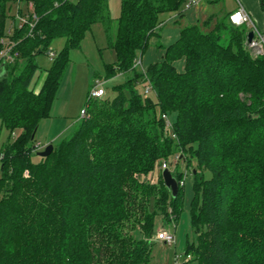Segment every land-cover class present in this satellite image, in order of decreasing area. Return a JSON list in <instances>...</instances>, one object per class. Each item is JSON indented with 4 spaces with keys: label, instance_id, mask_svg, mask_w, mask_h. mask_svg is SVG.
I'll list each match as a JSON object with an SVG mask.
<instances>
[{
    "label": "trees",
    "instance_id": "1",
    "mask_svg": "<svg viewBox=\"0 0 264 264\" xmlns=\"http://www.w3.org/2000/svg\"><path fill=\"white\" fill-rule=\"evenodd\" d=\"M185 2L122 0L112 39L109 0H0V52L13 57L0 59V264H151L157 217L185 211L194 243L181 264H264V56H252L229 14L210 15L180 29L161 60L135 65ZM95 24L115 54L96 80L131 76L113 98H87L74 133L32 162V134L50 115L68 53ZM57 38L65 45L52 53ZM41 55L52 65L36 90ZM171 158L174 197L161 175L138 178ZM179 163L192 177L186 210Z\"/></svg>",
    "mask_w": 264,
    "mask_h": 264
},
{
    "label": "rangeland",
    "instance_id": "2",
    "mask_svg": "<svg viewBox=\"0 0 264 264\" xmlns=\"http://www.w3.org/2000/svg\"><path fill=\"white\" fill-rule=\"evenodd\" d=\"M75 2L76 0H71ZM240 2L242 0H239ZM122 0H109L110 16L114 20L110 36L112 39L115 37L117 30L118 19L120 18ZM235 0H218L216 4L201 3L197 7L191 8L185 12V15H192V22L203 21L210 15L220 17L226 12L236 8ZM167 16H163L166 19ZM206 17V18H205ZM190 21V20H188ZM187 18L183 20L178 19L170 23V27L176 29H182L188 26ZM11 23L7 22V28ZM160 43V41H159ZM65 39L57 38L49 46L52 53H58L64 48ZM160 45V44H159ZM158 45V46H159ZM149 45L146 54L151 49ZM145 55V54H144ZM69 64L61 76L59 87L55 94L50 115L48 118L39 122L38 127L34 134L32 142L33 147L37 143L41 145L39 149H35L32 154V162H38L39 157L37 154L44 150L48 145L56 146L64 139H68L76 130L80 124L82 118L80 117V111L85 108L88 93L92 87L96 77H100L104 73V65L112 64L115 62V54L108 48V42L104 29L101 24H95L85 34L83 41L81 42L79 49L71 50L68 53ZM144 60V58H143ZM150 60L149 62H151ZM39 67L40 71L37 73L34 82L37 89L42 85L44 73L43 70H47L51 67L52 62L49 56H38L34 61ZM148 62V63H149ZM146 62L145 65L148 64ZM144 66V64H143ZM140 66L137 71H140ZM131 75H118L110 81H106L104 84L105 97L113 98L115 93L112 91V87L116 84L123 83ZM143 91V88H139ZM7 134L0 126V149L6 142ZM175 158H171L167 161H161L157 164L154 171L147 177H138L141 182H148L150 184H156L158 177L161 175L163 168L166 166L171 172H175ZM179 171L185 173L184 164H178ZM187 176L183 182L185 183V206L191 197L192 177L189 173H185ZM27 177V172L24 173ZM157 231L161 229L169 230L174 234L175 242L172 245H165L151 240V264H174V258L177 257L180 262L189 260L191 256H187L183 259V253L187 244L194 243V235L191 229L190 217L187 211H185L177 221H164L161 216L156 219ZM136 238H139V234H135Z\"/></svg>",
    "mask_w": 264,
    "mask_h": 264
},
{
    "label": "built area",
    "instance_id": "3",
    "mask_svg": "<svg viewBox=\"0 0 264 264\" xmlns=\"http://www.w3.org/2000/svg\"><path fill=\"white\" fill-rule=\"evenodd\" d=\"M185 7L184 9H190L193 7L198 0H185ZM29 8H31V5L29 4ZM21 22H25L26 19H20ZM228 21L230 24L236 27H244L246 29V35L248 32H252L253 37L251 41L248 43L245 38V45L247 49L250 51L253 57H260L264 56V31H261L253 22L250 15L244 10V8L239 4L238 8L234 10L232 13L228 15ZM31 28L33 27V24H30ZM10 48L5 47L0 52V59H3L5 61H12L13 57L10 56ZM53 57V55L50 56V59ZM139 61L136 62L135 65L138 66ZM105 82L100 80H95L92 87L89 90L88 93V99L89 100H98L105 96V88H104ZM149 92V87L145 88V93ZM80 117L86 118L87 112L85 109H82L80 111ZM161 118L163 119L165 123V129L169 132L171 131V123L169 122L166 115H162ZM170 137L172 139H175L174 134H170ZM41 145L39 143L36 144L34 147L35 149H39ZM164 168H167L166 166ZM163 168V169H164ZM184 182H180V185H183ZM154 240L158 243L165 244V245H172L175 242V237L172 232L169 230L161 229L159 231H156L154 235ZM174 264H181L180 260L175 257L174 258Z\"/></svg>",
    "mask_w": 264,
    "mask_h": 264
},
{
    "label": "crops",
    "instance_id": "4",
    "mask_svg": "<svg viewBox=\"0 0 264 264\" xmlns=\"http://www.w3.org/2000/svg\"><path fill=\"white\" fill-rule=\"evenodd\" d=\"M235 1H236V5H237L236 8L226 12L224 15L232 13L234 10H236L238 8V6L240 4L244 8V10L250 15V17L252 18L255 25L261 31H264V0H242L241 2L239 0H235ZM203 2L208 3V4H216L218 2V0H198L197 3L191 8L197 7L199 4H201ZM190 9H187V10H190ZM187 10L183 11L182 18H179V16H176V15L175 16H169L166 19L162 18L164 21H163L162 25L158 28L157 34L150 39L149 45H151L152 48L149 49L147 54L145 52L144 53L145 55L143 54L141 59L139 60V64H138L137 68L140 66V69H141L140 71H142L148 65L153 64V63L161 60V58L165 54L164 49L166 47L170 46L172 43H174L179 38L180 29H176L174 26L170 27L169 26L170 23H173L174 21H175V23H177L178 19L183 20L184 17L187 18V21L190 20V21H188V23L192 22L191 21L193 18L192 15L191 14H188V16L185 15V12ZM206 17H208V15ZM190 24H194V22L190 23ZM159 41H160V43H159ZM159 44H160L161 48L157 47ZM143 58H144V60H143ZM150 60H152V61L149 62ZM146 62L147 63L149 62V63L147 65H145ZM143 64H144V66H143ZM174 66L179 73L183 72L184 60L181 59V60L176 61L174 63ZM35 89L37 90V87H35Z\"/></svg>",
    "mask_w": 264,
    "mask_h": 264
},
{
    "label": "water",
    "instance_id": "5",
    "mask_svg": "<svg viewBox=\"0 0 264 264\" xmlns=\"http://www.w3.org/2000/svg\"><path fill=\"white\" fill-rule=\"evenodd\" d=\"M252 37H253L252 32H248L246 35V40L248 43L251 41ZM34 134L35 133L32 134V139L34 138ZM52 150H53V146L48 145L47 147L44 148L43 151L39 152L37 156L40 158H46L50 155ZM161 177L165 187L171 192L172 196L174 197L178 190V184L175 178L172 176L171 171L168 168H164L161 172Z\"/></svg>",
    "mask_w": 264,
    "mask_h": 264
}]
</instances>
